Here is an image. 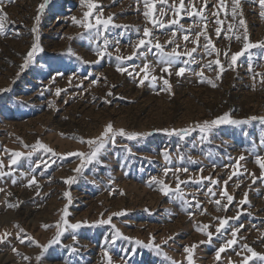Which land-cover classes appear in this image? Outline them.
<instances>
[{
	"label": "rangeland",
	"instance_id": "1",
	"mask_svg": "<svg viewBox=\"0 0 264 264\" xmlns=\"http://www.w3.org/2000/svg\"><path fill=\"white\" fill-rule=\"evenodd\" d=\"M88 2L5 0L3 5L9 22L5 25L6 35H0V172L5 173L0 177V235H11L0 243V264H108L109 257L112 264H188L184 248L192 245H196L192 248V264H239L245 256H251L243 245L264 255V177L255 163L257 156L264 158V123L253 120L241 125L221 124L209 133L196 128L183 138L162 131L195 128L198 122L225 113L236 120L264 116V76L257 75L264 73V48L245 50V42L236 39L246 31L248 42L264 41L259 0H239L235 17L232 0H150L148 8L143 0H90L96 7L88 22L95 25L97 18H112L107 29L98 26L99 36L96 28L85 29L73 23V17L84 19ZM147 10L165 26L153 28L144 15ZM37 15L39 21L35 20ZM241 19L244 27L239 25ZM173 20L179 23H170ZM34 26L43 51L21 71L20 65L34 40ZM145 27L152 30L153 42L164 45L166 51H171L175 43L180 45L181 53L191 50L196 45L190 41L203 31L216 51L208 54L201 36L200 46L191 57L181 55L168 72H163L154 47L151 51L141 48L143 56L127 59ZM185 34L189 42L183 40ZM98 47L105 50L102 58L95 54ZM242 51L232 63L231 56ZM117 56L124 59L117 60ZM216 60L219 65L207 67ZM145 63L150 66L147 79L142 71ZM117 66L125 71L118 72ZM180 67L185 72L177 76ZM201 72L203 83L197 75ZM218 73L220 79L216 78ZM164 80L169 81L170 91L165 90L168 85ZM57 88L61 89L59 95ZM108 92L112 95L107 96ZM108 122L115 129L150 134L134 140L117 136L114 143L108 142L102 149L99 162L82 165L77 155H67L88 154L90 147L75 137L95 138ZM38 139L58 155L34 150L31 146ZM164 151L169 153L170 162L165 161ZM15 152L23 155L16 157ZM241 156L245 159L239 160ZM78 167L80 171H74ZM165 168L169 169L167 175ZM177 168L188 171L176 173ZM177 176L184 182L180 193L175 191ZM32 177L36 183L29 186ZM69 177L73 181L65 183ZM153 177L169 186L172 191L168 196L162 195ZM202 177L218 183L193 182ZM209 188L215 195L209 193ZM225 191L233 196L231 204L226 197L221 198ZM241 200L246 202L240 204ZM66 205L65 218L81 226L67 228L58 243L42 252L27 237L41 245L52 240ZM121 212L123 215H112ZM109 216L111 224L123 236L133 238L131 241H112L111 224L97 223ZM237 216L216 233L217 217ZM45 224L50 227L45 229ZM241 224L236 243L225 247L217 258L216 252L232 239V230ZM198 225H209L207 231L213 234L210 242L208 236L196 230ZM150 237L155 238L159 250L134 243L136 239L149 243ZM37 255L41 256L39 261ZM24 256L30 260H24ZM248 264H264V260L251 258Z\"/></svg>",
	"mask_w": 264,
	"mask_h": 264
},
{
	"label": "snow or ice",
	"instance_id": "2",
	"mask_svg": "<svg viewBox=\"0 0 264 264\" xmlns=\"http://www.w3.org/2000/svg\"><path fill=\"white\" fill-rule=\"evenodd\" d=\"M8 2L11 3V2H13V0H8ZM85 2H86V0H81V4H84ZM137 2L139 3V0H137ZM143 2H144L145 7L148 8L149 4H150V0H143ZM4 3H5V0H0V35H6L5 25H6V23L9 22L7 13H5L3 11ZM181 3H183V0H181ZM259 4H260V8H261V13L260 14H261V16H264V0H259ZM43 7H44V5L40 6L41 9ZM87 7H88V11L84 13V19L83 20H77L75 17H73L72 18L73 19V23L78 24L81 27H84L85 29L96 28V35L99 36L100 35V28L98 26L99 25H103V27L105 29H107L112 18L109 17L108 19H104V20H101V19L97 18L96 24L93 25L90 22H88V16H89L91 10L94 7H96V5L92 4L90 2V0H89V2L87 3ZM238 7H239V0H232V12H233V16L234 17L237 14L236 10H237ZM202 11H203V9H201V11L197 12L196 15L199 16ZM188 14L191 15V13H188ZM144 15H145V17L148 20L151 21V23L153 25V28H155V27L163 28L165 26L163 22H159V21L154 20L152 18V13H151L150 10L145 11ZM39 18H40L39 15H37L35 17V20L39 21ZM170 23L178 24L179 22L176 21V20H173V21H170ZM216 23L218 24L219 20H217ZM239 25H240V27H244L243 19H241L239 21ZM113 26L114 27H120L119 25H113ZM229 27H231V26H229ZM180 28L183 29V25H180ZM137 31L139 32V29H137ZM31 32L34 35V40H33V43L31 45L30 50L27 52V54L23 58V60H24L23 64L20 65V70L21 71H23L25 68H27L29 66V64H31L35 60L37 55L43 51V48L41 47V45L39 43L40 37L37 34V32H38L37 27L34 26L31 29ZM17 35H19V33H17ZM216 35L217 36L220 35V29L219 28L216 29ZM172 36H173V38H175L176 37V32H173ZM201 36H203L204 40L206 41V43L203 45L204 50L206 52H208V54H211V52L216 51V49L212 45L211 39L209 38V36L206 33V31L198 32V33L195 34V38L192 39L190 42L193 45H196V47H193L191 50H187V51L181 53L180 51H178V49L180 48V45L178 43H175V46L171 49V51H166L164 45H161L159 42H155V43L153 42L155 40V37L152 35V30H150L148 27H145L143 29V36L141 38H139L138 42L134 46V50H133L132 55L127 57V59H132L133 56H137V55L143 56L144 52L140 51L141 48H144L147 51H151V49L154 47L155 49H157V51L159 53V61L158 62L163 65L161 70L163 72H168V69L170 67H172V65L174 64L176 59H178L181 55H187V56L191 57L192 53L197 51V47L200 46L198 42H199ZM70 39H71V37H70ZM236 39L237 40L242 39L245 42L244 45H243V48L245 50L251 49V48H256V47L264 48V41L259 42L257 44H253V43L248 42L249 41V37H248L246 31L243 33L242 37L241 36H237ZM183 40L185 42H189V36L187 34L183 35ZM168 43H174V40H169ZM104 44H105V46H107V44H108V40L107 39L104 40ZM185 47H186V45H185ZM69 52L71 53V49H69ZM95 54H96V56L98 58H102L106 53H105L104 49H101V48L98 47L95 50ZM242 54H243V51L233 54L231 56L232 63H235L236 60H237V57H239ZM217 55H219V53H217ZM77 58L80 59L79 57H77ZM121 59H124V58L120 57V56H117V60H121ZM96 62H99V61L97 60ZM184 63L187 64L188 61H185ZM213 63L219 65L220 62H219V60H216V61H213V62H209L207 67L211 68ZM149 67L150 66L147 63H145L143 65L142 71L144 72V79H147ZM117 71L118 72H124L125 69H123L120 66H117ZM184 72H185V68L184 67H180L179 70L175 74L177 76H180ZM17 75H19V73H17ZM129 75H131V73H129ZM197 75L201 77V80H200L201 83L205 82V78L203 77V73L202 72L201 73H197ZM257 75L264 76V73L257 74ZM216 78L220 79V74L219 73L217 74ZM144 79H141L139 81V83L141 85H143ZM152 80L155 81L156 77L153 76ZM206 82L208 84H210L212 87H216V84L211 79H207ZM262 82H264V81H262ZM164 84L168 85V88L165 89V90H169L170 91L169 81L168 80H164ZM0 91H2V90H0ZM60 92H61V89L57 88L56 89V94L59 95ZM106 95L107 96H111L112 93L108 92ZM105 102L106 103H110V101H108V100H105ZM253 120H258L261 123H264V116H260V117L253 116V117H249V118H247L245 120H236V119H231L229 114L225 113L224 115H222L220 117H217V118H215V119H213L211 121H207L206 120V121H203L202 123L198 122L195 125V128L189 126V127H185V128H181V129H175V128L171 129V130L163 129L162 131L165 132L169 136L177 135V136H180L181 138H183V137L188 136L191 131L196 130V128H198L201 133H209L213 129V127L221 125V124L241 125V124H247V123H249L250 121H253ZM148 134H150V133L127 132L123 128L115 129L113 124L111 122H108L104 126V129L100 133V135L95 137V138H90V139L85 140V139L80 138V137H75L76 139L79 140L80 143H86L90 147V152L88 154H85L83 152H78V153H68L67 155H74V154L77 155L80 158L82 165L84 163L91 164L94 160L99 162V155H100L102 149H104L105 145L108 142L114 143L115 142V138L117 136L126 137L129 140H134V139H136L139 136L148 135ZM202 138H204V137H202ZM25 147H29V146L25 145ZM31 147L34 150H43L45 153H51L53 156L58 155L52 148H50L49 146L43 144L39 139ZM30 154L31 153H29V155ZM14 155L16 157H21L23 154L20 153V152H15ZM162 155H163V157H164L166 162H170V156H169V153L167 151H164L162 153ZM181 159H184V157L182 156ZM188 159L191 161L190 157ZM243 159H245L244 156L239 157V160H243ZM191 162L196 163L197 161H191ZM12 163H15V161L13 160ZM255 163L260 167L261 176L264 177V158H261V157L257 156L256 160H255ZM74 171L79 172L80 171V167H78ZM168 171H169V169L165 168L164 169V174L167 175ZM181 171L187 172L188 169L187 168H183V169L177 168L175 170L176 173H179ZM233 174H235V173H233ZM3 175H5V173L0 172V177H2ZM229 179H231V176L229 177ZM202 180H209L210 183H212V184L218 183L215 180H211L210 177H202L201 179L194 180L193 182L194 183H200ZM72 181H73V177H69V178H67V180H65V183H69L70 184ZM152 181L155 182L157 185H159V191L162 193V195L168 196L170 191H172L169 188V186L165 183L164 180H158L156 177H153ZM13 183H15V181H13ZM35 183H36V179H35V177H32L29 180V186H31V185H33ZM181 183H184V182L180 181L179 176H177L176 177V188H175V191L177 193H180V185H181ZM224 183L227 184V181H225ZM0 191H2V189H0ZM208 191L212 195H215V193L212 192L211 188H209ZM64 196L68 197L69 193L65 192ZM245 196H247V193H245ZM224 197H226L228 204L232 203L233 196L229 195L226 191L221 193V198L223 199ZM180 198L183 199V195L182 194L180 195ZM245 202H246L245 200H241L240 204H244ZM184 203L188 204V201L185 200ZM215 203L217 205H220V200H216ZM8 206L9 207H15L16 205L9 204ZM196 207H199V203L196 204ZM224 208L226 209L227 205H224ZM202 214H204V212H202ZM67 215H68V212H67V205H66L65 209H64V216L61 217V222H62L64 227L61 226V222H58L55 225V227L57 228V231L55 233V237L52 240H50L47 244L41 245V244H39V242L34 241L31 236H28L27 239L31 243L35 244L36 247L40 248L42 252L46 251L49 247H51L52 244L59 242L60 237L63 235V231L64 230H66L67 228L77 229V228H79L81 226L80 222L69 223V221L65 218ZM112 215H123V213L122 212L121 213H113ZM189 215H191V213H189ZM217 219L219 220V226L216 228V233L219 234L221 232V229L225 225L228 224L229 219H238V216L237 217H231V218H227V217L226 218H220V217H217ZM111 220H112V217L109 216L107 220L101 219L97 223H99V224H111ZM15 227H17L19 229L20 233H23L24 230L19 228V225H15ZM43 227L45 229H47V228L50 227V225L45 224V225H43ZM111 227L114 230V235L111 238L113 242H115V240L117 238H122L124 240H129V241H131L133 239V238H130V237H127V236H123V234L120 232L119 229L116 228V226L114 224H111ZM208 227H209V225H202V226L198 225L196 227V230L199 231V232H202L204 235L208 236L209 237V242H210L213 234L211 232L207 231ZM242 227H243V225L241 224L238 228H234L232 230V233H231L232 239L227 240L225 242V245H222L221 248L216 252V257L217 258L220 257V253L225 250V247H231L233 244L236 243L235 237L237 236L238 231ZM9 235H11V234L7 233V232H5L2 235H0V243H3L4 240ZM19 239H20V243L23 244L24 243V238L21 236V237H19ZM73 239L75 240V236L73 237ZM154 239H155L154 237H150L149 243H144V242L136 239L134 241V243L137 244V245H141V246H143L145 248H153V247H155L157 250H159L160 246L157 245V244H154ZM169 239H171V237H169ZM164 243H167V240H165ZM195 247H196V245H192L191 247L185 246V248H184V252L188 253V264H192L191 253H192V248H195ZM242 248H243V250L245 252L250 253L251 256L250 257L249 256H245L244 259L239 262V264H248V261L251 258H259L260 260H264V255H260V254L256 253L248 245H243ZM13 251L16 252L17 255H20V253L18 252L17 249L13 248ZM104 255L107 256L108 253L105 252ZM164 255L166 256V253ZM237 255H239V253H237ZM23 259L24 260H30V257L24 256ZM40 259H41V256L37 255L36 256V260L39 261ZM108 264H112V261H111L110 257L108 259ZM171 264H176V262L172 261Z\"/></svg>",
	"mask_w": 264,
	"mask_h": 264
},
{
	"label": "bare ground",
	"instance_id": "3",
	"mask_svg": "<svg viewBox=\"0 0 264 264\" xmlns=\"http://www.w3.org/2000/svg\"><path fill=\"white\" fill-rule=\"evenodd\" d=\"M136 189V188H135Z\"/></svg>",
	"mask_w": 264,
	"mask_h": 264
}]
</instances>
